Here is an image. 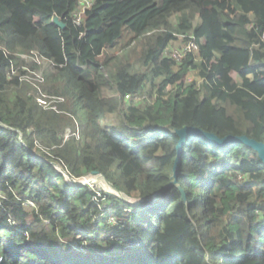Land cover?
Returning <instances> with one entry per match:
<instances>
[{
  "label": "trees",
  "instance_id": "obj_1",
  "mask_svg": "<svg viewBox=\"0 0 264 264\" xmlns=\"http://www.w3.org/2000/svg\"><path fill=\"white\" fill-rule=\"evenodd\" d=\"M78 5L0 0V264H264V164L254 150L190 136L183 191L164 192L178 130L264 143V0H94L81 25ZM125 29L135 48L102 64ZM179 41L196 49L181 61ZM25 69L43 82L21 83ZM43 95L65 100L60 113L38 105ZM69 128L81 139L64 142ZM54 163L75 180L97 173L133 199L159 196L139 206L99 198Z\"/></svg>",
  "mask_w": 264,
  "mask_h": 264
},
{
  "label": "rangeland",
  "instance_id": "obj_2",
  "mask_svg": "<svg viewBox=\"0 0 264 264\" xmlns=\"http://www.w3.org/2000/svg\"><path fill=\"white\" fill-rule=\"evenodd\" d=\"M131 35H125L124 38L122 39V42H118V44L114 47V48H108L105 52H104V56L101 57V62L102 64H104L106 61L108 60H111L112 58L114 57H117L119 56L124 49L126 48H130V50L134 49L135 48V45H132L131 46ZM188 46V45H187ZM185 47L186 48H189V47H186L184 46L183 43H181L180 41L175 43L174 44V49H173V55L174 54H177V53H181V51L183 50V48ZM192 51H195L194 49H192ZM124 54V53H123ZM22 60L26 61L27 63H32L33 59H31L30 57H27V56H23ZM42 63V61H40V64ZM24 72H27L28 70L25 69L23 70ZM17 73H12V75H10V77H14L16 76ZM96 75V74H95ZM94 74H91V75H87L86 78L84 79L86 82H89V83H92L94 81ZM192 80H195V77H193V75H187L184 79V81L188 82V81H192ZM21 83H29L31 84L32 86H37L38 84L42 83L43 80H42V76H41V73L40 72H35V73H32V72H29L28 71V74L26 73V75H23L20 79ZM111 94V93H110ZM108 92H105L104 93V96L108 97V96H111ZM38 98H43L45 99L46 101H48L49 105L51 107H55L57 113H60L59 112V108L58 106L60 104H64L65 103V100L62 98V97H51V96H47V95H43L41 97H38ZM145 97H142L140 99H138L139 101H142L144 100ZM37 103H38V100H37ZM120 119H121V114L117 113V114H113V115H110L109 116V120H110V123L112 125H118V123L120 122ZM33 132L30 131L29 134H32ZM73 134V131L69 128L66 130V132L61 135L62 139L64 142H67L69 140H65V137L67 134ZM76 135H79L80 138H78L79 140L81 139V135L80 133H76ZM75 134H73L72 136H76ZM71 136V137H72ZM70 137V138H71ZM77 137V136H76ZM69 138V139H70ZM36 148H39L41 149L42 152H44L45 154L49 153L51 154V150H48V149H43V148H40V147H36ZM54 166L56 167V169L58 171H60L61 173L64 172L66 174V177L65 179L67 180L68 183H75L74 181H76L78 184L80 183H89V188L94 191V193L98 196V195H104L107 193V187H105V183H106V180L103 179L102 177H99L97 178L98 176H94V175H90V176H87V177H84L82 179H78V180H75L73 178L70 177V175L68 174V172H66L63 167L61 165H58V164H55L54 163ZM64 175V174H63ZM90 179V180H93V182H86L87 179ZM97 178V180H96ZM105 182V183H104ZM105 187V188H104ZM151 202H149L150 204ZM105 206H111V204H105ZM33 207V206H31ZM101 209V208H100ZM234 218L239 222L240 226H241V229L243 230V233H245L247 235L248 233V223L246 221V216L245 214H235L234 215ZM119 223V222H118ZM114 225V223H112Z\"/></svg>",
  "mask_w": 264,
  "mask_h": 264
},
{
  "label": "water",
  "instance_id": "obj_3",
  "mask_svg": "<svg viewBox=\"0 0 264 264\" xmlns=\"http://www.w3.org/2000/svg\"><path fill=\"white\" fill-rule=\"evenodd\" d=\"M54 23L57 26H59L60 28H65L66 27L62 22H60L57 19H55ZM176 134L179 136V144H178V147H177L178 153H179V158L177 160L176 167H175V170H174V173H173V181H172L171 185H169L164 190V192H168V191H170L172 189H175V188L183 191V189H182V187H181V185L179 183V167L182 164L183 146L186 144L187 139L190 136H200L203 139H205L208 142H210L215 147H227V146H230L232 144H243L246 147L254 150L258 154L260 160L264 164V143L263 142H258V141L254 140V139H249L246 136H243V137L228 136V137H225V138L221 139V138L217 137L214 134L205 133L204 131H202L200 129H196V128H185L183 130H178V131H176ZM105 187H108V190H107V194L108 195L115 196V197L119 198L120 200H122V201H124V202H126V203H128L130 205H133V206H139V205H142V204H147L149 202H152L154 198L159 196V195H155L153 197L146 198V199H133V198H130V197L126 196L125 194L119 192L107 180H106ZM185 196H186V194H185Z\"/></svg>",
  "mask_w": 264,
  "mask_h": 264
},
{
  "label": "built area",
  "instance_id": "obj_4",
  "mask_svg": "<svg viewBox=\"0 0 264 264\" xmlns=\"http://www.w3.org/2000/svg\"><path fill=\"white\" fill-rule=\"evenodd\" d=\"M93 1L94 0H78V10L75 12V20H76V24L77 25H81V23L84 21V19L86 18V15L87 13L91 10L92 6H93ZM57 20H59L61 22V20L59 18H57ZM55 21V20H54ZM186 47H189V48H186L185 47L183 48V50L181 51V53H177V54H174V57L176 58L177 61H181L183 59V54L185 52H188V51H192V49L196 50L195 49V45L192 44H189L188 46ZM129 97H126V100H128ZM38 105L40 107H42L43 109L45 110H51V111H56L55 107H51L48 103V101H46L45 99L43 98H38ZM57 112V111H56ZM73 134L69 133L66 135L65 137V140H69V138L72 136ZM76 135V134H75ZM77 138H80L79 135H76ZM64 174V176L66 177V174L64 172H62ZM75 183H69L71 186L73 187H77V186H89V183H80L78 184L76 181H74ZM90 187V186H89ZM97 197L99 198H102L103 195H98ZM28 205L32 206L31 203H29ZM103 207H106L105 204ZM109 224H112L114 223V225H117L118 224V221L115 220L114 218H110L109 221H108ZM113 225V224H112Z\"/></svg>",
  "mask_w": 264,
  "mask_h": 264
},
{
  "label": "crops",
  "instance_id": "obj_5",
  "mask_svg": "<svg viewBox=\"0 0 264 264\" xmlns=\"http://www.w3.org/2000/svg\"><path fill=\"white\" fill-rule=\"evenodd\" d=\"M131 35V42L130 43H132L133 42V40L135 39V35L132 33V32H130L128 29H125L124 30V32H123V36H122V38L118 41V42H122V39L124 38V36L125 35ZM118 42L114 45V46H112V47H110V48H114L117 44H118ZM109 48V49H110Z\"/></svg>",
  "mask_w": 264,
  "mask_h": 264
},
{
  "label": "bare ground",
  "instance_id": "obj_6",
  "mask_svg": "<svg viewBox=\"0 0 264 264\" xmlns=\"http://www.w3.org/2000/svg\"><path fill=\"white\" fill-rule=\"evenodd\" d=\"M93 175L94 176H98L97 175V173H93ZM100 176H98L97 178H99ZM97 178H96V180H97ZM86 182H93V180H90L89 178L87 179V181ZM105 183V182H104ZM106 184V183H105ZM105 188V187H104ZM107 189H108V187H107Z\"/></svg>",
  "mask_w": 264,
  "mask_h": 264
}]
</instances>
